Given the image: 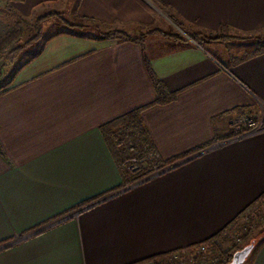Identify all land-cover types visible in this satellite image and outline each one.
I'll use <instances>...</instances> for the list:
<instances>
[{"label": "crops", "instance_id": "obj_1", "mask_svg": "<svg viewBox=\"0 0 264 264\" xmlns=\"http://www.w3.org/2000/svg\"><path fill=\"white\" fill-rule=\"evenodd\" d=\"M0 3L22 16L68 7ZM72 9L128 33L173 34L172 25L183 40L56 36L0 94V264H153L219 232L264 192V131L229 139L231 121L264 103V53L232 62L264 33V0H75ZM144 57L175 100L148 105L156 92ZM142 106L159 156L179 159L122 189L99 127ZM243 264H264V237Z\"/></svg>", "mask_w": 264, "mask_h": 264}, {"label": "rangeland", "instance_id": "obj_2", "mask_svg": "<svg viewBox=\"0 0 264 264\" xmlns=\"http://www.w3.org/2000/svg\"><path fill=\"white\" fill-rule=\"evenodd\" d=\"M74 1L75 0H68L67 10L56 12L60 14L59 17L61 19H58L55 16H47V14H50L54 11L48 12L43 9H35L31 13L24 16L17 14L23 20L20 23L19 29L17 30H15L13 26L18 20L14 10L11 11L9 9L3 8L1 6L2 3H0V81L3 79H11L8 87L15 86L17 75L20 70L24 68L29 62H31L39 53H41L44 46L52 38L64 35L81 38L69 34H60L47 40L50 36L57 32L64 30L71 31L68 28H64V24H62L63 21L66 23L65 25L81 24L83 25L82 28L76 27L73 29V31L90 32L94 36H98L99 30H119L117 28L107 26L106 28L102 29L96 28L92 22L82 20L80 17L73 15L72 8L74 6ZM168 24L170 25V23ZM170 26L175 33L179 35L181 34V30L175 28L172 25ZM201 37L204 38V36ZM257 37L258 35L249 36V39L247 40H256ZM82 39L91 40L87 38ZM201 41L203 40L201 39ZM44 64L37 63L34 65V68L41 67ZM117 165L120 171L124 170L119 166V163H117ZM140 167L141 164L139 165L138 169ZM165 169L166 168L156 170L138 181L127 183L122 186V189H127L135 183L148 180L149 178L162 173ZM89 205H87V207ZM83 207L87 208L86 206ZM79 211H74V215H76ZM262 235H264V198L259 199L253 206L239 215L234 222L228 225L221 237L217 238V240L222 248L225 250H232L236 247L241 248L251 240L264 237ZM150 261H152L153 264L156 262L160 264H218L219 262L223 261V256L214 247H210V249L205 252H200L195 247H191L174 251L168 255Z\"/></svg>", "mask_w": 264, "mask_h": 264}, {"label": "trees", "instance_id": "obj_3", "mask_svg": "<svg viewBox=\"0 0 264 264\" xmlns=\"http://www.w3.org/2000/svg\"><path fill=\"white\" fill-rule=\"evenodd\" d=\"M8 9L12 11L11 7H8ZM15 15H17L16 12H15ZM47 16H55L58 19H61L59 17L60 14H58L56 12H52L50 14H47ZM17 19H18L17 22L14 23V25H13L15 30L19 29L20 23L23 21L19 15H17ZM80 19L88 21V22H92L96 28L102 29V28H106V26H107V24L105 22L91 18V17L82 16ZM62 24H64L63 25L64 28H68L71 31H69V30L65 31L64 30L61 32H57L54 35L50 36L47 40L51 39L52 37H54L56 35L69 34V35H74V36H78L81 38H87V39H93V40L99 39V40H106V41H114V40L131 41V42H135V43H140L142 45L144 42V39L146 38V36L148 34L157 33V32L162 34V35H167L169 37H172L174 39L183 40V37L177 33L166 34L164 32H159L158 30H151V31L149 30L145 33L136 34V33H128V32L122 31V30L109 29L107 31L99 30L98 36H94L90 32H74L73 31V29H75L76 27L82 28L83 25H81V24H79V25H76V24L65 25L66 23L64 21L62 22ZM192 38L194 40L201 41V39L202 40L203 39H205V40H207V39L208 40L229 39L230 37L220 34L217 36H204V38H203V37H199L197 34H195V35H192ZM256 40H257V46L253 51L244 54L240 58H233L232 62L238 63V62L245 60L249 57H252L254 55L264 53V33L258 35ZM28 43H30V42H28ZM144 62H145L146 69L149 73L151 82H152L153 87H154L155 92H156L155 100L148 105L165 104V103H168V102L175 100L177 92H171L165 87L163 82L153 73L149 62L147 61V59L145 57H144ZM10 80L11 79H3L2 81H0V94L4 93V92H6V91H8L14 87V86L8 87ZM144 107H146V106H142L139 108L132 109V110L120 115V116H117L116 118L106 122L105 124H103L99 127V131H100L101 135L103 136L105 142L109 146L111 153H112V155H113V157L117 163H119L123 158L129 156V154H130L129 150H128L129 146H134L135 150L137 152V155L144 156L146 158L145 163L141 164V167L138 170H136V171L122 170L121 171L122 177H123V183L121 184L120 187H122L123 185H125L127 183L138 181V180L142 179L143 177L151 174L152 172H154L156 170H161V169H164L168 166H171L177 159H179L177 157H174V158H170L169 160H164L159 156L156 148L154 147V145H153V143L149 137L148 131H147L142 119H141V111L144 109ZM204 147H206V146H204ZM99 197L100 196H96L94 198H91L89 200L81 202V203L77 204L75 207H73L72 210L73 209L75 210L77 208H81V207L87 205V203H89L90 201L98 199ZM261 198H264V192H262V194L257 199H255L248 206H246L231 222H229L227 224V226H225L219 232L215 233L211 237L207 238L206 240H204L198 244L189 246L188 248H191V247L197 248V246H199L201 244L207 245L209 247V249H210V247H214L223 256V261L219 262L218 264H226L227 262H229L232 253L236 249H238L239 247H236L232 250H225L224 248L221 247L217 238L221 237V235L223 234V232L225 231V229L228 227L229 224L234 222L238 218L239 215H241L248 208L253 206ZM180 250H182V249H180ZM176 251H179V250H176ZM170 253H172V252L156 254L154 256L147 258V260H156L157 258L163 257V256L168 255ZM155 264H160V263L156 262Z\"/></svg>", "mask_w": 264, "mask_h": 264}, {"label": "built area", "instance_id": "obj_4", "mask_svg": "<svg viewBox=\"0 0 264 264\" xmlns=\"http://www.w3.org/2000/svg\"><path fill=\"white\" fill-rule=\"evenodd\" d=\"M231 134L229 139H237L249 134L264 131V103L258 102L257 113H246L234 119L230 123ZM129 156L123 158L119 162V166L124 170H136L140 164H144L146 158L137 155L134 146H129ZM200 252L209 250L205 244H201L196 248Z\"/></svg>", "mask_w": 264, "mask_h": 264}, {"label": "water", "instance_id": "obj_5", "mask_svg": "<svg viewBox=\"0 0 264 264\" xmlns=\"http://www.w3.org/2000/svg\"><path fill=\"white\" fill-rule=\"evenodd\" d=\"M254 246V240H251L241 248L236 249L226 264H243L249 253L251 252Z\"/></svg>", "mask_w": 264, "mask_h": 264}]
</instances>
